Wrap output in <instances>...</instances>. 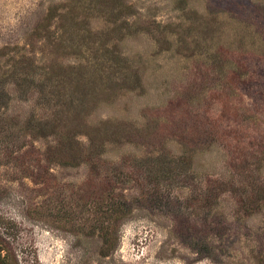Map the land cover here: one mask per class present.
Listing matches in <instances>:
<instances>
[{
    "label": "rangeland",
    "instance_id": "rangeland-1",
    "mask_svg": "<svg viewBox=\"0 0 264 264\" xmlns=\"http://www.w3.org/2000/svg\"><path fill=\"white\" fill-rule=\"evenodd\" d=\"M0 235L20 264H264V0H0Z\"/></svg>",
    "mask_w": 264,
    "mask_h": 264
},
{
    "label": "trees",
    "instance_id": "trees-1",
    "mask_svg": "<svg viewBox=\"0 0 264 264\" xmlns=\"http://www.w3.org/2000/svg\"><path fill=\"white\" fill-rule=\"evenodd\" d=\"M125 201L113 202L112 205H107L104 216L101 221V226L98 228L103 239V247L105 253H109L115 249L119 241L118 224L129 213L126 208ZM4 238L0 235V264H20L16 255L11 252L9 247L4 245ZM5 251V252H4Z\"/></svg>",
    "mask_w": 264,
    "mask_h": 264
}]
</instances>
